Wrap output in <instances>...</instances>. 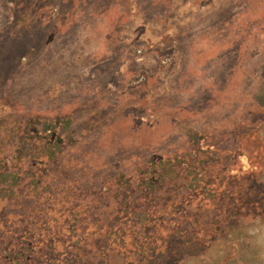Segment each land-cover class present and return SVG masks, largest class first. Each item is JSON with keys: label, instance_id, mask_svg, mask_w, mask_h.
Listing matches in <instances>:
<instances>
[{"label": "rangeland", "instance_id": "1", "mask_svg": "<svg viewBox=\"0 0 264 264\" xmlns=\"http://www.w3.org/2000/svg\"><path fill=\"white\" fill-rule=\"evenodd\" d=\"M0 264H264V0H0Z\"/></svg>", "mask_w": 264, "mask_h": 264}]
</instances>
